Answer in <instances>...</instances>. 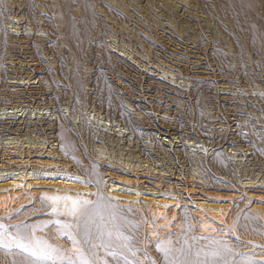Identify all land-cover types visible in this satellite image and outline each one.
<instances>
[{"label":"rangeland","instance_id":"374dc122","mask_svg":"<svg viewBox=\"0 0 264 264\" xmlns=\"http://www.w3.org/2000/svg\"><path fill=\"white\" fill-rule=\"evenodd\" d=\"M26 2L0 6V45L7 32L6 49L0 46V187L19 174L15 179L32 186L25 191L36 192L23 191L28 204L9 224H42L55 218L53 207L64 212L74 200L95 201L93 181L102 178L104 195L133 210L126 215L139 223L135 235L153 258L161 255L156 240L180 233L177 221L194 212L226 218L215 226L229 239H255L264 222V43L257 38L264 16L250 10L252 0H32L30 16ZM56 110L67 121L64 133L77 136L64 146L84 175L73 162L64 166ZM217 152L229 169L217 164ZM96 165L110 171L98 177ZM40 197L62 199L45 207ZM153 217L156 224L145 223ZM242 217L247 230L229 231ZM36 235L74 248L55 226ZM11 251L12 262L27 255Z\"/></svg>","mask_w":264,"mask_h":264},{"label":"snow or ice","instance_id":"6c2138e0","mask_svg":"<svg viewBox=\"0 0 264 264\" xmlns=\"http://www.w3.org/2000/svg\"><path fill=\"white\" fill-rule=\"evenodd\" d=\"M257 38L264 43V34H258ZM93 186L100 189L97 200H74L72 207L64 212L53 207L52 215L55 218L42 224L29 222L13 225L0 220V250L11 251L12 248H17L27 254L12 264H237L235 255L241 254L235 252L224 239L223 229H220L219 237L192 235L191 221L187 216L184 217L186 227L180 233H169L167 237L156 240L155 248L161 255L159 259L153 258L147 246H140L135 235L139 233V223L126 215L133 210L121 209L114 198L104 195L106 185L102 178L94 180ZM59 199L62 198L42 197L40 202L49 207V201L56 202ZM66 216L70 219L63 218ZM13 218L9 216L4 219ZM242 219L243 217L238 218L229 231L235 233L238 228L246 231L248 225L242 223ZM250 219L259 221V217L255 215ZM145 223L154 225L156 218L145 219ZM261 224L264 225V222ZM50 226L56 227L58 236H67L74 248L65 249L51 237L41 239L36 235ZM256 230L264 236V228ZM145 241H150V237L145 236ZM201 241L205 243L201 244ZM256 247L264 248L262 245ZM0 264L8 262L0 259ZM243 264H264V259L246 260Z\"/></svg>","mask_w":264,"mask_h":264},{"label":"bare ground","instance_id":"6f19581e","mask_svg":"<svg viewBox=\"0 0 264 264\" xmlns=\"http://www.w3.org/2000/svg\"><path fill=\"white\" fill-rule=\"evenodd\" d=\"M16 1V0H15ZM27 2L26 3H28V15L26 14V16H30V15H32L31 14V12H32V8H33V5H32V0H26ZM222 1V0H221ZM231 2V1H230ZM233 2V1H232ZM68 3V2H67ZM66 3V4H67ZM230 4V3H229ZM234 4V3H233ZM3 5V0H0V6H2ZM236 6H237V4H235ZM24 6V5H23ZM227 6V5H226ZM231 6V5H230ZM236 6H234V7H236ZM240 6V5H239ZM239 6H237L238 8H239ZM26 7V6H25ZM236 7V8H237ZM252 7V8H251ZM241 8V7H240ZM239 8V9H240ZM27 9V8H26ZM241 9H243V7L241 8ZM249 9V8H248ZM238 10V9H237ZM250 10H252L256 15L259 13V14H261V16H259L260 17V19H263L262 17L264 16V9L263 8H261V5H260V3L258 2V0H252V6H250ZM246 11V10H245ZM242 12V11H241ZM64 15V14H63ZM235 15H237V14H235ZM245 15V14H244ZM25 16V15H24ZM68 16V15H67ZM33 17V16H32ZM69 17V16H68ZM238 17V16H237ZM34 18V17H33ZM32 18V19H33ZM239 18H240V16H239ZM234 19V18H233ZM242 19V18H241ZM27 22L29 23V25L31 26V25H34V24H32V22H31V18H29V17H27ZM69 21V20H68ZM243 21V20H242ZM262 22V21H261ZM253 23V22H252ZM237 25V24H236ZM242 25V24H241ZM64 26V25H63ZM248 26V25H247ZM258 26V25H257ZM67 27V26H66ZM256 27V26H255ZM247 31V30H246ZM5 32L6 31H4V30H1V33H2V43H1V45L0 46H2V48H5L6 47V44L4 43V41H5ZM7 33V32H6ZM50 34V33H49ZM262 34V33H261ZM7 35V34H6ZM26 35V34H25ZM27 36V35H26ZM54 36V35H53ZM101 46V45H100ZM6 49V48H5ZM4 50V49H3ZM10 50V49H9ZM217 51H219V50H217ZM1 52H2V50H1ZM6 52V51H5ZM2 53H4V52H2ZM3 54H1L0 55V77H2V76H4L5 75V71H6V69H5V65H4V62H3ZM44 70H45V68H44ZM80 72V71H79ZM49 73V72H48ZM101 74V73H100ZM78 75V74H77ZM36 78H38L39 80H40V82H41V78L39 77V76H37ZM73 82H74V86H75V88H76V91H77V93H76V103L79 105V103H80V95L82 94V87H81V82H80V80H79V78H78V76H75L74 77V79L72 80ZM0 82H1V79H0ZM98 85V84H97ZM55 86V85H54ZM56 88V87H55ZM109 89H110V86H109ZM197 113V112H196ZM54 115H56V120L58 121L57 122V129H56V134H57V140L56 141H58L59 142V145H60V149L62 150L61 152L64 154V159H65V162H64V166L66 167V169L67 170H69L68 168H67V165H68V163H72L73 162V165L75 166V173L77 174V173H80L81 175H84L85 174V170H84V168H82L78 163H80L79 162V160H77L76 158H74V157H72V161H70V158H69V156H68V153H67V149H66V147L64 146V142H66L68 145H73L74 144V142H75V144H76V141L78 142V139H77V136L75 137L72 133V135H66V133H64V132H66V131H64L63 130V128H62V124L63 123H65V122H67L66 121V119H65V117L63 116V113L61 112V110L59 111V110H56L55 112H54ZM200 114H199V112H198V114L196 115V116H199ZM201 116V115H200ZM200 118V117H199ZM201 119V118H200ZM84 120V122H85V119H83ZM86 123V122H85ZM85 123H82V124H84V126H86V129H87V132H88V137H89V139L91 140L92 139V136H91V134L90 133H92L91 131H90V129L89 128H87V125L85 124ZM130 130H131V133L130 134H132V135H136L137 136V138L139 139V140H143V135L137 130V129H135V128H133V127H131L130 128ZM151 136V138H149V139H152V141L156 144V146H159V142L157 141V139L155 138V135H153V134H151L150 135ZM55 137H56V135H55ZM95 137V136H94ZM184 138V137H183ZM181 139V138H180ZM215 141V140H214ZM216 142V144H213V145H215V146H213V148L214 147H216V146H218V145H220L221 144V142L219 141V139L218 140H216L215 141ZM141 143V142H140ZM2 146V145H1ZM76 146V145H75ZM79 146V145H78ZM4 147V146H3ZM2 147V148H3ZM79 148V147H78ZM77 148V150L78 151H80L79 149ZM59 149V148H58ZM216 150H218V149H216ZM60 152V151H59ZM256 152V151H255ZM181 154L183 155V157L186 159L187 157H188V152H187V149H186V147H185V145H183L182 146V150H181ZM79 155V154H78ZM147 155V154H146ZM217 156H216V158H215V161L217 162V164L218 165H220V166H226L228 169H229V166H228V162L226 161L227 159H225L226 157L223 155V153L222 152H217V154H216ZM255 155H257L256 153H255ZM63 159V160H64ZM22 161V160H21ZM4 161L3 160H0V165H1V163H3ZM67 163V164H66ZM72 165V164H71ZM74 168V167H73ZM72 168V170H74ZM94 168L95 169H97V168H100V169H102L101 170V172L98 170L97 171V173H96V175H98V177L99 176H102V175H104V173L108 170V171H110V167H103V166H98V165H96V166H94ZM62 169H65L64 167L62 168ZM107 171V172H108ZM68 172V171H67ZM106 172V173H107ZM23 175L24 174H22V175H20L21 177H23ZM28 175V174H27ZM34 175V174H33ZM17 176H19V174L18 175H14L13 176V179H12V182L10 183V184H7V185H4L3 187H0V220H4V223L5 224H9V223H14L15 221H17L18 219H17V217H18V215H15V214H17V212H19L20 213V210H22V209H25V205H26V203H27V199L26 198H24V193H23V191H25L26 189H29V187H32V186H30L29 184H28V186L25 188V185L23 186V182H20V180H17V179H15ZM35 176V175H34ZM4 176H0V178H3ZM25 177V176H24ZM76 177V176H75ZM20 179H23V178H20ZM66 179H67V177H66ZM126 182H128L127 180H126ZM26 184V183H25ZM28 192H30L29 190H27ZM27 191H25V192H27ZM30 193H36V192H30ZM34 195V194H33ZM33 195H32V197H33ZM33 198H35V197H33ZM37 198V197H36ZM41 198V197H40ZM118 199V198H117ZM121 199V198H120ZM119 199V200H120ZM129 199V198H128ZM234 199V198H233ZM38 200H40V199H38ZM115 201H117L116 199H115ZM28 204V203H27ZM34 206V205H33ZM36 206V205H35ZM170 206V205H169ZM163 207V206H162ZM201 207H203V206H201ZM27 208V207H26ZM187 210V209H186ZM175 211V210H174ZM178 211V210H177ZM211 212V211H210ZM159 213V212H158ZM164 213V212H163ZM181 213H184V211L183 212H181ZM180 213V214H181ZM216 214V213H215ZM218 214V213H217ZM9 216H13L14 218L13 219H11V220H6V219H4V218H6V217H9ZM181 216V215H180ZM214 216V215H213ZM253 216V215H252ZM217 218H218V216H216ZM216 217H210V216H208V215H206L205 213H196V212H194V214L192 213H190V215H189V218H190V221H191V225H192V235H195V236H205V237H219L220 235H221V233H220V227H217V225L215 226V221H216V223L218 222V224L220 223V225L222 226V224H223V222H225V219L226 218H224V217H219L218 219L216 218ZM250 217H251V214H250ZM172 218V217H171ZM182 218V217H181ZM180 218V219H181ZM179 219V220H180ZM163 220V219H162ZM264 220V219H263ZM260 221V220H259ZM259 221H255V222H258L259 223ZM160 222V221H159ZM175 222V221H174ZM253 222V221H252ZM254 222V223H255ZM263 222V221H262ZM230 223V222H229ZM162 224V223H161ZM169 224V223H168ZM185 224V220H183L182 221V219L180 220V221H177V226H178V228L180 229L178 232H180V231H182L183 230V228L185 229V227H186V224ZM169 226V225H168ZM162 227V226H161ZM225 228V227H224ZM260 228H264V225H262V227L261 226H258V229H260ZM224 230V229H223ZM252 232V231H251ZM247 235V234H246ZM240 236V235H239ZM251 236V235H250ZM253 236V235H252ZM251 236V237H252ZM223 237H224V239H226V240H228L229 238H228V230L226 229V230H224V232H223ZM232 237V236H231ZM245 238V237H244ZM248 238V237H247ZM229 240H231L230 242H234V249H235V252H238V253H240L241 255H236L235 256V259H236V261H237V264H243V261H246V260H251V259H264V251L262 252L261 251V248H259V247H256V245H260V244H262V245H264V236H261L260 235V232L259 231H257L256 230V234H255V239L253 238V240H251V239H247V241L246 242H244V243H242V241H241V243L240 242H237V240L235 241V240H233V239H229ZM201 244H203V243H205V241H201L200 242ZM232 246H233V244H232ZM12 251H3V250H0V259H3V260H6L7 262H8V264H12V261H11V255H10V253H11ZM16 253V252H15Z\"/></svg>","mask_w":264,"mask_h":264}]
</instances>
